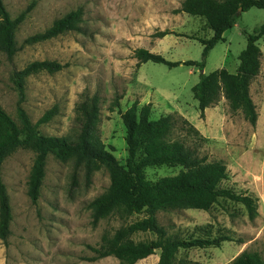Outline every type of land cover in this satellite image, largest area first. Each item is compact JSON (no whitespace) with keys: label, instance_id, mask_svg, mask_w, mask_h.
Instances as JSON below:
<instances>
[{"label":"rangeland","instance_id":"374dc122","mask_svg":"<svg viewBox=\"0 0 264 264\" xmlns=\"http://www.w3.org/2000/svg\"><path fill=\"white\" fill-rule=\"evenodd\" d=\"M185 0H3L12 18L33 6L20 27L16 41L19 52L12 62L0 54V108L16 119L17 94L12 73L35 61H56L65 68L58 73L42 72L27 79L24 109L36 124L43 115L57 108L53 120L40 129L49 137L74 135L77 130L76 107L85 98L101 99L100 132L107 150L126 165V129L120 111L134 103L151 104V119L172 116L190 122L200 135L178 128L172 139L192 148L208 162L223 161L229 180L222 187L256 201L251 216L239 203L221 200L210 211L174 210L157 215L171 239L214 237L232 238L220 248L181 249L177 264H231L243 252H258L264 258V38L258 42L263 52L260 75L250 92L259 119L253 127L242 112H233L224 96L201 117L193 87L202 71L181 65L170 68L148 62L138 65L135 51L145 49L169 62H201V39L214 33L206 21L178 13ZM224 1V0H219ZM82 10L80 32L64 34L34 46L24 41L49 29L71 12ZM264 24V10L251 9L242 14L233 29L224 33L209 54L203 73L225 69L237 72L239 56L247 47L245 32L253 34ZM161 32H169L165 38ZM116 98L120 108L112 112ZM120 110V111H119ZM181 126V124L179 125ZM35 153L19 149L2 168L8 188L13 222L7 244L0 240V264H120L115 258L95 263L83 261L96 254L105 236L145 218L135 215L127 220L110 217L93 223L91 202L111 185L110 173L102 169L86 179L83 168L73 161L62 162L50 156L46 165L41 196L34 204L28 195V182ZM181 167H152L145 170L148 181L156 183L178 175ZM136 242L156 240L153 233L131 236Z\"/></svg>","mask_w":264,"mask_h":264},{"label":"trees","instance_id":"16d2710c","mask_svg":"<svg viewBox=\"0 0 264 264\" xmlns=\"http://www.w3.org/2000/svg\"><path fill=\"white\" fill-rule=\"evenodd\" d=\"M264 10V0H185L178 13L200 17L214 35L211 39H201L204 49L201 62L172 63L158 54L145 49L135 51L138 65L153 62L170 68L185 65L197 67L202 71L199 82L193 87L194 99L199 104L201 117L207 109L215 107L222 96L228 101L233 112H242L246 121L253 127L257 125L259 114L251 97V86L260 75L263 52L258 42L264 38V24L253 34L245 32L247 47L239 56V66L235 74L225 69L209 75L203 73L210 52L221 42L224 33L234 28L242 14L251 9ZM30 6L18 17L12 18L3 0H0V54L12 62L19 52L16 35L32 11ZM83 12L77 10L55 21L44 31L27 38L24 46H34L56 39L64 34L80 32ZM169 32H161L158 37L165 38ZM65 66L56 61H35L23 70H15L11 82L17 94L16 119L0 108V240L7 244L13 222L12 206L8 188L2 179L4 162L19 149L35 153V160L28 182V195L34 204L41 196L48 158L53 156L62 162L73 161L76 170L84 169L89 181L94 173L106 169L110 173L111 185L108 190L91 202L93 223L118 217L127 220L135 215L145 218L123 227L113 237L105 236L99 248H91L96 256L83 258V261L97 262L114 257L125 264H136L160 251L159 264H177L181 249L220 248L231 242L226 235L214 237L210 232L205 237L192 239H171L167 230L159 225L160 212L174 210L210 211L221 200L242 204L251 216L257 212L256 201L238 195L222 187L229 180V172L223 161L208 162L195 150L184 143L172 139L178 128L200 135L199 131L186 119L178 123L172 116L151 119L152 105L141 108L134 103L120 115L126 129L128 159L122 165L108 150L100 132L101 99L98 95L85 97L76 107L77 130L74 135L49 137L42 133L41 127L50 123L57 115L54 108L46 112L34 124L24 109L26 84L31 76L46 72L55 74ZM116 98L112 112L120 108ZM181 124V126H179ZM181 167L182 171L172 177H165L153 183L146 179L145 170L152 167ZM137 233H153L156 240L136 243L131 236ZM231 264H264L258 252H243Z\"/></svg>","mask_w":264,"mask_h":264},{"label":"crops","instance_id":"0c3cea01","mask_svg":"<svg viewBox=\"0 0 264 264\" xmlns=\"http://www.w3.org/2000/svg\"><path fill=\"white\" fill-rule=\"evenodd\" d=\"M160 254L161 252L160 251H157L155 255H152L150 257H148L147 259H144V260H141L139 261L138 263L136 264H159V261H160ZM108 258H114V257H108ZM108 258H105V259H102V260H106ZM116 259V258H115ZM118 260V259H117ZM101 261V260H99ZM98 262V261H97ZM118 262L120 264H125L121 261L118 260ZM90 263H95V262H90Z\"/></svg>","mask_w":264,"mask_h":264}]
</instances>
